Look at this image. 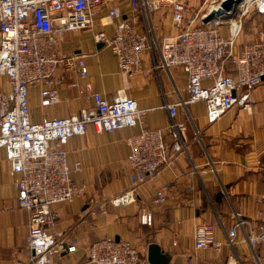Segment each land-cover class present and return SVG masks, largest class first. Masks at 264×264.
<instances>
[{"label": "built area", "instance_id": "obj_1", "mask_svg": "<svg viewBox=\"0 0 264 264\" xmlns=\"http://www.w3.org/2000/svg\"><path fill=\"white\" fill-rule=\"evenodd\" d=\"M223 0H213L206 13L187 15L186 0H128L131 14L149 18L152 11L170 9L172 22L181 31L173 36L157 37L156 28L149 22L145 32L124 18L120 0H0V77H4L9 91L0 89V148L11 175L15 179L17 204L27 212L26 246L30 253L26 264H50L55 255L74 251L78 240L63 232H52L58 214L53 206L68 203L80 194L67 165L66 145L72 136H82L89 127L96 133L140 126L137 134L127 138L129 154L126 158L129 187L110 199L113 206L135 202L136 189L145 182L159 178L163 166L173 167L177 156L186 151L185 121L176 118L180 104L204 102L206 118L215 122L233 107L250 111L252 91L264 85V32L235 51V39L242 20L255 10L264 16V0H242L232 8L231 18L219 17L203 23L206 14ZM195 20L200 25H193ZM225 21V23H223ZM211 23V26H208ZM226 24L227 36L217 27ZM98 25H112L114 33L108 37ZM88 30L95 42L109 47L117 59L119 72L134 75L141 69L144 52L158 51L159 59L152 70L180 67L186 75L185 102L166 104L170 119L159 129L144 126L145 110L132 98L107 100L90 85L84 89L93 100L90 108L66 117L30 119L28 90L41 86L40 104L57 102L58 87L63 75L76 72L87 76L86 54L67 52L60 42L66 32ZM148 75L149 71H142ZM71 87H78L71 82ZM75 163V170L79 169ZM197 173V170L193 168ZM170 184L165 183L150 199L153 206L165 201ZM234 222L226 233L225 242L214 237L213 225L203 222L194 229L196 250L222 251L224 245L233 247L237 230L247 221L240 213H233ZM142 225L151 226L153 214L142 210ZM253 247L264 242V233L251 235ZM86 262L93 264H143L146 259L140 249L126 241L105 238L86 248ZM186 264H197L190 258ZM255 264H262L256 258Z\"/></svg>", "mask_w": 264, "mask_h": 264}, {"label": "crops", "instance_id": "obj_2", "mask_svg": "<svg viewBox=\"0 0 264 264\" xmlns=\"http://www.w3.org/2000/svg\"><path fill=\"white\" fill-rule=\"evenodd\" d=\"M186 2L187 15L193 16L206 13L213 0ZM119 6L124 18L141 33L149 22L159 38L184 29L174 26L170 9L152 11L145 18L130 13L128 0H120ZM198 24V20L193 22ZM96 30H103L108 37L114 33L112 25H98ZM217 30L222 36L228 35L226 24ZM260 30L264 32V16L251 9L242 20L235 51L256 40ZM60 47L86 54L87 76L64 74L57 102L49 106L40 104L41 86L30 87L28 100L33 122L78 114L81 108L92 107L85 84L107 100H136L137 106L146 111L143 124L148 129L167 125L170 116L166 104L188 99L182 68L152 70L153 62L159 59L158 51L144 52L141 69L129 76L119 72L111 49L95 42L91 31L66 32ZM143 70L149 74L144 75ZM71 82L79 86L71 87ZM0 89H10L4 77H0ZM251 97L250 111L233 107L213 123L206 118L204 102L180 104L176 118L187 126L186 151L177 156L173 167L163 166L159 178L139 186L135 202L123 206L111 205L110 199L129 187L127 138L137 134L140 126L113 133H96L89 127L84 135L72 136L66 145L67 165L74 185L82 191L71 202L53 206L58 218L51 231L77 239L78 246L72 252L55 255L50 264H93L85 261L86 248L105 238L137 246L146 259L143 264H151L150 244L159 246L165 257L163 264H186L190 258H195L197 264H255L258 258L264 264V242L253 247L248 242L251 235L264 233V85L256 87ZM76 162L80 164L78 170L74 169ZM17 177L18 174L9 173L5 150L0 148V264H26L30 255L25 241L27 212L17 204ZM165 183L170 184L165 201L161 206L151 205V197ZM219 192L221 197L217 196ZM143 209L153 214L151 226L139 222ZM234 212L240 213L247 223L237 230L233 247L224 245L220 253L194 248V229L203 222L211 223L215 239L225 242Z\"/></svg>", "mask_w": 264, "mask_h": 264}, {"label": "water", "instance_id": "obj_3", "mask_svg": "<svg viewBox=\"0 0 264 264\" xmlns=\"http://www.w3.org/2000/svg\"><path fill=\"white\" fill-rule=\"evenodd\" d=\"M242 0H223L220 2L217 8L211 9L206 16L203 18V23H208L215 18L219 17L223 20H227L232 17L230 13L226 14L228 11H230L232 8H236V6L241 2ZM218 197H221V192L217 194ZM117 240V239H116ZM163 256V257H161ZM164 255L162 254L159 246L155 244H150L148 247V261L151 264H163L164 263Z\"/></svg>", "mask_w": 264, "mask_h": 264}, {"label": "rangeland", "instance_id": "obj_4", "mask_svg": "<svg viewBox=\"0 0 264 264\" xmlns=\"http://www.w3.org/2000/svg\"><path fill=\"white\" fill-rule=\"evenodd\" d=\"M211 1V0H210ZM210 3V2H209Z\"/></svg>", "mask_w": 264, "mask_h": 264}]
</instances>
